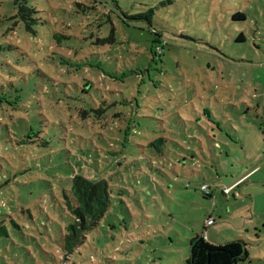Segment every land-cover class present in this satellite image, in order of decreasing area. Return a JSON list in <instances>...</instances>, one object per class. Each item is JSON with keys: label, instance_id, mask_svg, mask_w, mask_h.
<instances>
[{"label": "rangeland", "instance_id": "obj_1", "mask_svg": "<svg viewBox=\"0 0 264 264\" xmlns=\"http://www.w3.org/2000/svg\"><path fill=\"white\" fill-rule=\"evenodd\" d=\"M75 174L111 202L70 253ZM199 234L264 264V0H0V264H188Z\"/></svg>", "mask_w": 264, "mask_h": 264}, {"label": "trees", "instance_id": "obj_2", "mask_svg": "<svg viewBox=\"0 0 264 264\" xmlns=\"http://www.w3.org/2000/svg\"><path fill=\"white\" fill-rule=\"evenodd\" d=\"M35 11L33 7L24 3L20 5L16 14L23 21L25 28L30 31L32 30L31 23L34 20L32 15ZM233 19H245V15L237 12L233 15ZM154 34L155 38L151 41L150 52L156 54L157 51L152 48V45L154 43L162 45L164 40L160 34L156 32ZM243 38V35L239 34L237 40H243ZM102 110V108H89V110H81V112L91 111L99 116ZM219 145L221 146V143ZM209 151L212 153L211 150ZM201 154L205 156L204 150H201ZM211 160L217 166L218 161L216 162L213 158ZM202 191L205 196H210L209 193ZM62 194L71 220L65 226L61 247L71 253L79 246V243L87 238L89 232L98 229L100 220L107 213L111 197L109 185L104 179L94 181L80 174H75L70 179L69 188ZM246 258V243L239 239L214 243L199 234L189 240L188 264H237Z\"/></svg>", "mask_w": 264, "mask_h": 264}, {"label": "crops", "instance_id": "obj_3", "mask_svg": "<svg viewBox=\"0 0 264 264\" xmlns=\"http://www.w3.org/2000/svg\"><path fill=\"white\" fill-rule=\"evenodd\" d=\"M239 139V138H238ZM238 142H241L240 140H237ZM230 152H226L224 149H223V147H221V146H219V152L220 153H227V155L226 156H228V157H230L232 154L233 155H236V156H239L240 155V153H239V150L236 148V147H233V148H229L228 149ZM214 152H215V149H214ZM219 163H221V161L219 160V158H218V164ZM217 170H218V167L216 168ZM251 172V171H250ZM250 172H247L244 176H242V175H238V176H234V178L233 179H230V180H228V181H223L222 183H223V185L222 186H224L225 188H229V187H231V186H234L237 182H239L241 179H243V177H245V176H247ZM219 177H220V175H219ZM220 187V186H219ZM219 187H214L213 186V189H214V191H219V193H222V191L221 190H216L217 188H219ZM223 194V193H222Z\"/></svg>", "mask_w": 264, "mask_h": 264}, {"label": "built area", "instance_id": "obj_4", "mask_svg": "<svg viewBox=\"0 0 264 264\" xmlns=\"http://www.w3.org/2000/svg\"><path fill=\"white\" fill-rule=\"evenodd\" d=\"M201 189L204 190L206 193H209V194H210L209 189H208L207 186L203 185V186H201ZM229 190H230V187H229V188H224V192H228ZM222 192H223V191H222ZM224 192H223V193H224ZM212 223H213V220H212L211 218H208V219L206 220V224H207V225H210V224H212Z\"/></svg>", "mask_w": 264, "mask_h": 264}]
</instances>
